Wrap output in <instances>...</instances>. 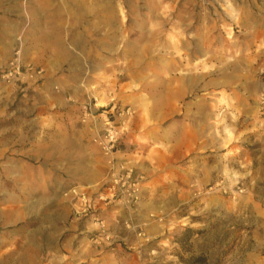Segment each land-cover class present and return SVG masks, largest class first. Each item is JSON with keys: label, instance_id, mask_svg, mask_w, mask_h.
Wrapping results in <instances>:
<instances>
[{"label": "rangeland", "instance_id": "1", "mask_svg": "<svg viewBox=\"0 0 264 264\" xmlns=\"http://www.w3.org/2000/svg\"><path fill=\"white\" fill-rule=\"evenodd\" d=\"M106 120L119 131L115 160L142 187L131 209L98 199L109 168L94 139ZM10 139L0 209L18 221L24 208L38 223L42 209L68 206L92 244L110 250L119 241L99 247L94 219L113 233L105 210L176 192L169 215H147L170 231L154 256L264 264V0H0V143ZM199 162L204 182L186 183ZM75 187L92 209L76 212ZM131 218L117 225L143 239Z\"/></svg>", "mask_w": 264, "mask_h": 264}, {"label": "crops", "instance_id": "2", "mask_svg": "<svg viewBox=\"0 0 264 264\" xmlns=\"http://www.w3.org/2000/svg\"><path fill=\"white\" fill-rule=\"evenodd\" d=\"M81 130L85 129L81 128ZM77 134L80 136V131H77ZM16 145L11 139L3 141L0 143V151L11 153L17 150ZM29 150L31 149L24 147L20 151L29 152ZM117 157L123 158V155L118 153ZM6 159L9 165L16 162V158L11 155ZM189 167L191 168L185 169L184 172L185 182H204L206 176L197 174L199 171H206L208 167L202 162L191 163L186 168ZM171 175L174 179L180 177V171L176 166H172ZM92 191L94 189L90 191V195ZM178 195L172 192L168 198L160 194H154L150 198L148 192L133 212L121 208H110L102 212L101 217L109 222L113 233L121 234L117 236L118 244L110 250H98L92 244L87 233L89 225L76 219L70 220L68 206L56 210L42 209L45 212L38 223L32 222L35 213L28 208L21 211L24 215H19V221L17 216L19 213L16 210L0 209V228L3 229L0 230V264H163L165 262L171 264L168 260L172 258L171 256L167 257L160 252L157 256L153 255L161 243L171 244L168 237L170 231L166 225H150L147 222V215L151 211L169 215L173 207L180 204ZM49 197L50 195L41 193L38 198L45 200ZM8 198L14 199L15 196L9 193ZM127 217H132L131 219L140 225L144 232L143 239L136 238L131 231L117 225ZM140 246L143 248L138 251L137 248L139 249Z\"/></svg>", "mask_w": 264, "mask_h": 264}, {"label": "built area", "instance_id": "3", "mask_svg": "<svg viewBox=\"0 0 264 264\" xmlns=\"http://www.w3.org/2000/svg\"><path fill=\"white\" fill-rule=\"evenodd\" d=\"M86 119H90L92 122V112L85 115L84 122ZM101 133V135L96 136L94 142L106 158L109 168V178L103 191L99 194L98 199L103 203H119L131 209L133 205L138 204L141 200V184L133 178V168L131 166L115 160V144L119 137V131L114 124L106 120ZM68 193L76 199V212H84L87 209H92L90 204L88 206L86 205L88 198L87 193L83 189L75 187L70 189ZM94 220L99 231V235L95 237L94 242L99 247H110L118 241V237L108 231L103 222H100L98 219ZM125 228L127 231L136 234L137 237L143 235L137 226L126 223Z\"/></svg>", "mask_w": 264, "mask_h": 264}, {"label": "trees", "instance_id": "4", "mask_svg": "<svg viewBox=\"0 0 264 264\" xmlns=\"http://www.w3.org/2000/svg\"><path fill=\"white\" fill-rule=\"evenodd\" d=\"M196 262L198 263L199 261L197 260Z\"/></svg>", "mask_w": 264, "mask_h": 264}]
</instances>
